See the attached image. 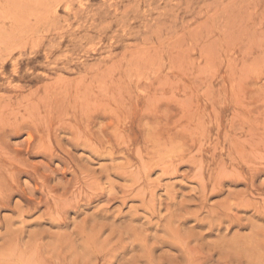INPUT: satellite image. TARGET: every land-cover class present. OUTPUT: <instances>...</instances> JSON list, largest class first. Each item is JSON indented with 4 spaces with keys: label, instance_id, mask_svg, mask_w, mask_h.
<instances>
[{
    "label": "rangeland",
    "instance_id": "obj_1",
    "mask_svg": "<svg viewBox=\"0 0 264 264\" xmlns=\"http://www.w3.org/2000/svg\"><path fill=\"white\" fill-rule=\"evenodd\" d=\"M0 264H264V0H0Z\"/></svg>",
    "mask_w": 264,
    "mask_h": 264
}]
</instances>
